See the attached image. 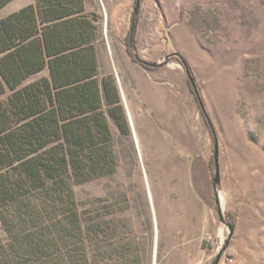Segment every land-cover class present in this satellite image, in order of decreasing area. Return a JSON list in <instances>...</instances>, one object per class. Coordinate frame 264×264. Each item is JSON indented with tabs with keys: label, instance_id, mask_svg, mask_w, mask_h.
<instances>
[{
	"label": "rangeland",
	"instance_id": "rangeland-1",
	"mask_svg": "<svg viewBox=\"0 0 264 264\" xmlns=\"http://www.w3.org/2000/svg\"><path fill=\"white\" fill-rule=\"evenodd\" d=\"M33 1L11 0L0 17ZM137 1L136 49L159 67L127 50ZM85 3L99 75L123 108L116 169L74 184L83 230L64 250L93 264H212L233 225L219 264H264V0Z\"/></svg>",
	"mask_w": 264,
	"mask_h": 264
},
{
	"label": "trees",
	"instance_id": "trees-1",
	"mask_svg": "<svg viewBox=\"0 0 264 264\" xmlns=\"http://www.w3.org/2000/svg\"><path fill=\"white\" fill-rule=\"evenodd\" d=\"M85 10V0H35L0 18V264H93L63 248L83 230L74 184L116 169L112 118L123 107L99 75L96 18ZM137 32L134 12L127 50L161 66L139 56Z\"/></svg>",
	"mask_w": 264,
	"mask_h": 264
},
{
	"label": "water",
	"instance_id": "water-1",
	"mask_svg": "<svg viewBox=\"0 0 264 264\" xmlns=\"http://www.w3.org/2000/svg\"><path fill=\"white\" fill-rule=\"evenodd\" d=\"M139 5H140V1H137L135 9H134L135 12L138 11ZM214 157H215V164H216V174L214 177V185H215V190H217L218 187L221 185V175H220V167H219V144H218V142L215 143V155H214ZM219 214H220L221 219L224 221V216H223L221 209L219 210ZM233 233H234V226L231 225L230 235L225 241L226 245H224V247L219 251V253L216 256V259L213 261L212 264H219L220 263V260H221L223 254L227 248V245L229 244L230 239L233 236Z\"/></svg>",
	"mask_w": 264,
	"mask_h": 264
},
{
	"label": "bare ground",
	"instance_id": "bare-ground-1",
	"mask_svg": "<svg viewBox=\"0 0 264 264\" xmlns=\"http://www.w3.org/2000/svg\"><path fill=\"white\" fill-rule=\"evenodd\" d=\"M131 115V118H132V114H130ZM133 119V118H132ZM137 140H138V136H137ZM186 224V223H185ZM185 227H189V225L188 224H186L185 225ZM192 230V229H191ZM190 231V230H189ZM185 247V246H184ZM187 247V246H186Z\"/></svg>",
	"mask_w": 264,
	"mask_h": 264
},
{
	"label": "crops",
	"instance_id": "crops-1",
	"mask_svg": "<svg viewBox=\"0 0 264 264\" xmlns=\"http://www.w3.org/2000/svg\"><path fill=\"white\" fill-rule=\"evenodd\" d=\"M15 9H16V8H15ZM15 9L9 11L6 15H8V14L11 13V12H13ZM6 15H5V16H6ZM2 17H4V16H2ZM2 17H0V18H2Z\"/></svg>",
	"mask_w": 264,
	"mask_h": 264
}]
</instances>
